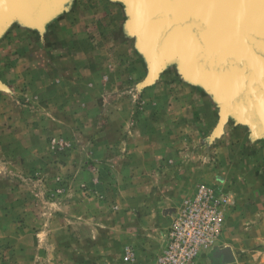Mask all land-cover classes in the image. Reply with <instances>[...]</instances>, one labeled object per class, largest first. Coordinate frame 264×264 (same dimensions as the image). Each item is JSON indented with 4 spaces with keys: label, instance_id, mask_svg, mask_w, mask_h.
<instances>
[{
    "label": "rangeland",
    "instance_id": "374dc122",
    "mask_svg": "<svg viewBox=\"0 0 264 264\" xmlns=\"http://www.w3.org/2000/svg\"><path fill=\"white\" fill-rule=\"evenodd\" d=\"M127 1L59 0L36 15L17 5L0 25V264H163L168 232L200 185L228 194L223 215L234 204L219 180L206 183L218 156L234 153L218 151L232 141L222 134L232 115L234 142L250 143L248 172L264 174V103L262 124L235 110L216 131L226 96L181 52L154 67ZM170 188L182 203L157 242V191ZM258 219L228 242L233 262L213 256L230 246L222 224L188 264H264Z\"/></svg>",
    "mask_w": 264,
    "mask_h": 264
},
{
    "label": "bare ground",
    "instance_id": "6f19581e",
    "mask_svg": "<svg viewBox=\"0 0 264 264\" xmlns=\"http://www.w3.org/2000/svg\"><path fill=\"white\" fill-rule=\"evenodd\" d=\"M150 2L154 9H149L157 10V13L151 15L154 23H149L150 32L158 30L161 42L170 38L167 36L173 30L183 29L177 25L190 26L199 47L202 45V50L199 49L198 63L202 64V68L211 65L223 69L224 72H229L227 75L230 78L240 84L242 82L244 84L242 94L237 96L235 101H241L246 109L241 110L238 107V111L243 113L244 119L254 122V125L262 124L258 109L262 102L259 104L260 99L255 101L253 107L249 104L255 96L264 91V82H261L264 77V0H150ZM15 6L17 5L12 6L11 10ZM135 7L142 15L141 8L136 5ZM189 47L194 50L192 45ZM155 48L159 51L157 45ZM241 72H247L248 75L252 73L248 78L247 74L243 75ZM257 104L259 105L256 106ZM254 119L256 121H253ZM233 203L232 200L231 204Z\"/></svg>",
    "mask_w": 264,
    "mask_h": 264
},
{
    "label": "water",
    "instance_id": "95a60500",
    "mask_svg": "<svg viewBox=\"0 0 264 264\" xmlns=\"http://www.w3.org/2000/svg\"><path fill=\"white\" fill-rule=\"evenodd\" d=\"M59 0H0V25L13 13L11 7L14 5L18 6V11H22L29 15H36L41 9L48 8ZM131 8L133 9L135 16L138 20L139 28L142 29V33L146 36V41L148 48L151 52V58L154 67L159 66V60L169 54L182 53L183 54V62L185 66H187L188 70L192 71V74L196 75L201 81L207 83L213 90H215L219 94H223L227 98V102L222 105L221 119L220 125L218 126L216 131H219L222 122H224L228 114L230 112L238 111V107L241 110H245L246 106L243 105L241 101H235L237 96L239 97L242 94L243 83H238L233 78H230L229 72L223 71V69L214 67L209 65L208 67H203L202 64L198 63V57L200 56L199 44L195 40L193 29L188 25H177V27H181L183 29L173 30L169 33L167 40L161 41L159 40V32L152 31L150 32L151 27L149 26L150 22H152L151 15L154 14L157 10H150L149 8L154 9L153 5H151L150 0H137V1H127ZM134 2V3H133ZM136 2V3H135ZM141 10L142 15H138L135 12V5ZM22 9V10H21ZM158 9V8H157ZM157 13V12H156ZM148 14V18H147ZM150 14V16H149ZM159 26V25H158ZM176 27V28H177ZM161 29V27H160ZM156 40V42H155ZM155 45H157L156 51ZM192 45L194 50L189 47ZM185 48H187L185 50ZM200 49V50H199ZM157 65V66H156ZM245 72V71H244ZM241 72V74L246 75V73ZM252 73V72H251ZM251 73H249L248 78ZM205 76V77H204ZM243 78V76H241ZM247 78V79H248ZM264 82V77L261 80ZM246 88V87H245ZM231 94V96H230ZM260 99V100H259ZM259 100V104L264 103V91L260 92L258 96L250 102V106H254V102ZM253 103V104H252ZM257 104L256 106H258ZM213 256L215 258H221L223 263H230L235 260V254L231 247H224L221 249H217L214 251Z\"/></svg>",
    "mask_w": 264,
    "mask_h": 264
},
{
    "label": "crops",
    "instance_id": "0c3cea01",
    "mask_svg": "<svg viewBox=\"0 0 264 264\" xmlns=\"http://www.w3.org/2000/svg\"><path fill=\"white\" fill-rule=\"evenodd\" d=\"M212 100H216L215 102L220 104V100L218 98H213ZM215 117L216 118L214 119V121L218 123V121L220 120L219 107H217V110H215ZM235 118L237 117L233 115L230 116V121L232 122L231 128L227 130L226 127H224L222 132L224 136L232 135L233 137L235 133L241 128L240 126H235V122L232 121ZM232 137L230 138L232 141H226L223 146H219L218 151H221L223 148H228L230 151L234 152L233 158L232 154L230 157L231 159L224 158L223 161L221 160V155H219L218 158L220 157V160L217 163L218 166L214 168L216 171L206 172V175L208 177V182L206 183L214 184L215 179L219 180L220 187L227 189L229 193H231L234 201V204L230 206L225 212L223 231L221 233V236L219 237V242H227L223 246L230 245L229 247L233 245L228 242H241V240H238L237 238L240 237L242 233V221L248 219H258L259 217L258 220H262L264 222V174H260L263 176V178L252 180V174L257 178L260 175L258 173L248 172V170H250L248 169L249 165L245 163L248 162V160H246L247 156L241 154L243 146L247 147L248 145H250V143L245 145L236 141L234 142L235 139ZM238 152L241 154L239 156V160L235 159ZM250 181H254V183L256 184L253 189L251 183L249 184ZM170 187L175 188L173 184H170ZM194 191L195 187L193 185L192 189L187 192L188 194L186 193V196L188 197L189 195H192ZM171 192V188L168 190V192H166L165 189L157 191V193L160 194V196L157 194V242L165 241L164 235L166 234L168 228L171 226L173 218L182 203L181 200L177 201V204H173L176 199L172 196ZM161 193H163V195H161ZM249 200L253 202L249 203V207H245L248 204ZM260 226H263V224L260 223Z\"/></svg>",
    "mask_w": 264,
    "mask_h": 264
},
{
    "label": "built area",
    "instance_id": "2783aa9c",
    "mask_svg": "<svg viewBox=\"0 0 264 264\" xmlns=\"http://www.w3.org/2000/svg\"><path fill=\"white\" fill-rule=\"evenodd\" d=\"M227 193L216 194L211 186L200 185L188 198L168 232L163 264H188L201 246L215 241L223 224L222 206Z\"/></svg>",
    "mask_w": 264,
    "mask_h": 264
}]
</instances>
